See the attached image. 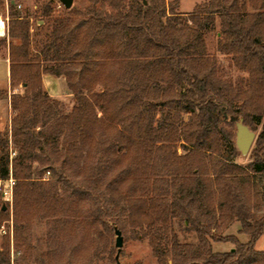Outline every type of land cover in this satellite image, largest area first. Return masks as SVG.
Here are the masks:
<instances>
[{
	"label": "trees",
	"instance_id": "trees-1",
	"mask_svg": "<svg viewBox=\"0 0 264 264\" xmlns=\"http://www.w3.org/2000/svg\"><path fill=\"white\" fill-rule=\"evenodd\" d=\"M16 1L7 0L9 34L21 40L9 45V83L23 87L10 93L9 133L0 136V179L10 167L15 179V246L26 244L33 218L62 215L88 232L98 224L121 231L100 191L111 161L120 175L106 183L110 199L159 263L264 264V250L255 249L264 194L250 182L264 174V0H205L187 13L164 0H89L64 16H52L47 3L41 14L51 30L36 54ZM216 21L217 50L246 78H222L206 54L204 36ZM45 73L64 77L75 100L69 112L56 110L42 88ZM237 122L261 126L246 166L235 162ZM83 203L91 205L89 222ZM9 217L0 200V224ZM176 221L196 241L181 242ZM233 222L247 241L223 234ZM212 242L234 246L217 252ZM47 257L38 250L34 264H53Z\"/></svg>",
	"mask_w": 264,
	"mask_h": 264
},
{
	"label": "rangeland",
	"instance_id": "rangeland-1",
	"mask_svg": "<svg viewBox=\"0 0 264 264\" xmlns=\"http://www.w3.org/2000/svg\"><path fill=\"white\" fill-rule=\"evenodd\" d=\"M164 1L170 7L175 6V9H173L175 12L187 13L191 12L197 5L205 0H200L194 7H192L193 0ZM146 2L148 3V1ZM47 3H49V6L53 9L52 16H64L69 14L68 9L84 8L89 4V0H72L70 8H65L59 0H17L14 10L28 20L29 49L32 54L39 52L51 30L52 20L41 14L43 6ZM149 3L151 4L152 2L149 0ZM0 13L8 17L5 34L0 36V58H7L10 43L14 46H19L21 40L19 37L10 36L9 34L11 17L7 0H3V4L0 6ZM218 28V21H216L215 27L205 33L206 54L217 58V62L222 68V78H246V72L230 67L227 58L217 50ZM44 64H46V62ZM57 78L61 81V87L58 88L57 96L50 95L43 86V83L42 88L57 102L58 105L56 106V110L60 113L69 112L75 104L73 94L68 89L64 77L60 76ZM22 87L23 85L19 84L13 90L11 89L6 67L0 62V136L9 133L10 119L12 117L9 105L10 93L12 91L22 92ZM39 128L40 127H36V130ZM260 130L261 126L257 125L253 131L255 138ZM252 147L253 144L251 148ZM250 150L246 154L240 152L235 162L242 166H246L251 160ZM178 151L182 153L180 148ZM103 162V158L98 159V162L94 165L98 166L99 169ZM107 163L108 167L105 169L103 176H101L102 186L100 187V191L106 199V206L108 208L107 217L110 220H117V222L123 226V229L120 231L122 235V246L119 249L115 246L116 236L114 230H112V234H109L100 224L88 232L85 226L78 220L71 225H65L62 215L53 218H33L25 233L26 244H21V246L16 247L13 235L10 236L9 234H2L0 232V250H2L0 264H34V258L38 250L43 251L48 256V260L53 264H66L67 262L70 264H88L90 262L94 264H116V253H118V260L122 264H161L153 254L147 238L139 237L138 227H135L132 221L129 220L122 211L123 205L119 203L116 198L110 199L106 183L109 180H114V183L117 184L116 181L120 174L111 161H107ZM43 176L49 178L50 174L46 172ZM251 180L250 182L256 184L257 188L264 194V174L252 175ZM78 209L87 218L88 222L91 221V205L89 203L81 204ZM174 228L181 242L196 241L194 232L185 228L183 223L176 221L174 223ZM237 228L238 223L233 222L223 231V234L237 235ZM239 236L242 238L239 239L238 237L241 242L247 240L245 234ZM212 243L213 251L217 252L228 251L234 246L231 242ZM255 249L264 250V234L256 241Z\"/></svg>",
	"mask_w": 264,
	"mask_h": 264
},
{
	"label": "built area",
	"instance_id": "built-area-1",
	"mask_svg": "<svg viewBox=\"0 0 264 264\" xmlns=\"http://www.w3.org/2000/svg\"><path fill=\"white\" fill-rule=\"evenodd\" d=\"M7 16H3L0 13V35L5 34V28L7 25ZM13 152H10V159L13 156ZM15 184V179L11 173V167L9 169V175L5 179H0V200L3 204H7L10 210V218L8 221L0 224V232L2 234H9L12 236V203H13V188Z\"/></svg>",
	"mask_w": 264,
	"mask_h": 264
},
{
	"label": "water",
	"instance_id": "water-1",
	"mask_svg": "<svg viewBox=\"0 0 264 264\" xmlns=\"http://www.w3.org/2000/svg\"><path fill=\"white\" fill-rule=\"evenodd\" d=\"M59 1L64 5L65 8H70L72 5V0H59ZM142 1L143 3H146L145 0ZM236 127H237L236 140H235L236 146L242 154H246L250 150L253 144L255 134L248 126L244 125L241 122H237ZM3 209H5L4 206ZM114 233L116 236L115 246L119 249L122 246V235L120 230L117 228L114 229ZM115 259H116V264H122L118 260V253H116Z\"/></svg>",
	"mask_w": 264,
	"mask_h": 264
},
{
	"label": "crops",
	"instance_id": "crops-1",
	"mask_svg": "<svg viewBox=\"0 0 264 264\" xmlns=\"http://www.w3.org/2000/svg\"><path fill=\"white\" fill-rule=\"evenodd\" d=\"M199 1L200 0H193L192 7H194L195 4ZM0 62L5 65L6 73H7V75H9V59H8V57L7 58L6 57L0 58ZM42 83L50 95H53V96L58 95L57 91H58V88L61 87L60 86L61 81H59V79L57 77H55L51 74L45 73V74H43V77H42ZM239 235H242V234L237 233V237H239V239H240L241 237ZM243 242H245V241H243ZM219 252H222V251H219Z\"/></svg>",
	"mask_w": 264,
	"mask_h": 264
},
{
	"label": "bare ground",
	"instance_id": "bare-ground-1",
	"mask_svg": "<svg viewBox=\"0 0 264 264\" xmlns=\"http://www.w3.org/2000/svg\"><path fill=\"white\" fill-rule=\"evenodd\" d=\"M1 28V27H0Z\"/></svg>",
	"mask_w": 264,
	"mask_h": 264
}]
</instances>
